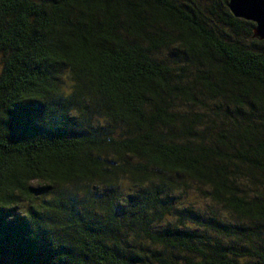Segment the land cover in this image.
<instances>
[{
	"label": "trees",
	"instance_id": "16d2710c",
	"mask_svg": "<svg viewBox=\"0 0 264 264\" xmlns=\"http://www.w3.org/2000/svg\"><path fill=\"white\" fill-rule=\"evenodd\" d=\"M228 2L0 0V264H264V39Z\"/></svg>",
	"mask_w": 264,
	"mask_h": 264
},
{
	"label": "water",
	"instance_id": "95a60500",
	"mask_svg": "<svg viewBox=\"0 0 264 264\" xmlns=\"http://www.w3.org/2000/svg\"><path fill=\"white\" fill-rule=\"evenodd\" d=\"M231 12L254 23V36L264 39V0H229Z\"/></svg>",
	"mask_w": 264,
	"mask_h": 264
},
{
	"label": "snow or ice",
	"instance_id": "6c2138e0",
	"mask_svg": "<svg viewBox=\"0 0 264 264\" xmlns=\"http://www.w3.org/2000/svg\"><path fill=\"white\" fill-rule=\"evenodd\" d=\"M19 118L20 119H27V116H25V115L22 114Z\"/></svg>",
	"mask_w": 264,
	"mask_h": 264
}]
</instances>
